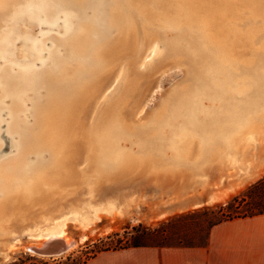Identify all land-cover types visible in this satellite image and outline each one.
Listing matches in <instances>:
<instances>
[{
  "label": "bare ground",
  "instance_id": "obj_1",
  "mask_svg": "<svg viewBox=\"0 0 264 264\" xmlns=\"http://www.w3.org/2000/svg\"><path fill=\"white\" fill-rule=\"evenodd\" d=\"M8 3L22 5L20 8L16 4V10L12 4L10 10H5ZM239 11L252 18L244 20ZM40 12L51 28L59 29V23L62 27L57 36H50L53 48L43 68L11 86L16 95L9 108L13 117L10 130L20 136V152L6 157L0 165V233L15 205L82 176L76 167L75 147L79 143L77 134L88 130L85 115L91 119L89 129L96 132L95 148L100 150L92 156L90 171L101 176L160 160L166 164L180 158L187 161L196 154L207 157L220 152L233 164L240 163L245 154L240 148L255 144L259 130L264 129V53L260 54L258 67L243 68L224 45L242 33L238 26L226 29L231 23L248 26L245 42L249 47L256 43L251 28L256 26L254 18H264V0H0V18L10 16L7 21L21 16L40 17ZM158 40L169 54L182 55L189 66L188 80L200 86L180 93L185 98L182 124L177 130L180 136L170 127L177 103H171L169 117L162 119L156 113L147 123H136L133 114L123 111L126 96L133 91L140 47L154 50ZM231 45L235 49V43ZM126 53L135 58L120 70L119 75L126 78L119 87L121 95L105 96L101 115H96L98 105L96 112L89 113L86 107L95 106L93 99L113 77L111 70ZM208 66L213 69L208 70ZM241 69L249 76L242 77ZM244 96L246 101L242 100ZM113 97L114 101H109ZM207 99L221 103L208 107ZM31 112L36 116L28 125L26 115ZM165 126H169V134H165ZM34 146L38 149L36 160L27 163L29 155L25 151ZM169 150L174 152L172 158L167 157ZM258 171L260 167L252 175ZM216 194L210 201L224 199L229 193ZM65 210L47 213L24 230L8 232L12 234V240H7L11 251L64 256L88 239L86 234L79 239L68 234V222L87 229L100 213H112L114 205L104 208L95 203ZM49 247L55 252L47 251Z\"/></svg>",
  "mask_w": 264,
  "mask_h": 264
},
{
  "label": "rangeland",
  "instance_id": "obj_2",
  "mask_svg": "<svg viewBox=\"0 0 264 264\" xmlns=\"http://www.w3.org/2000/svg\"><path fill=\"white\" fill-rule=\"evenodd\" d=\"M22 2L27 3V1ZM16 4L18 6L22 5L8 3L9 7L5 5L6 8L4 9L8 8L10 10V7L15 9L14 7L17 8ZM19 7L21 8V6ZM60 13L63 14L62 12ZM61 14L59 18H64ZM239 14L244 20L252 18V15L247 12L239 11ZM228 15H230L229 12ZM7 17L9 18L10 16ZM259 17L254 18L256 19V26L251 28L256 42L252 47H249L247 42H245L247 29L249 30L248 26L243 24L235 25L234 23L225 26L226 29L238 26L237 28L242 32L238 37H231L232 39L226 40L224 45L228 51L231 50L234 53L237 60L242 63L243 66L241 67L243 68L258 67L261 64L262 56L260 54L264 53V18ZM8 18L6 19L8 20ZM41 18L44 17L42 16ZM0 19V41L4 38V33L10 35L8 39L9 46L6 51L7 55L0 56V69L8 65H12L14 69L20 67L43 68V63L48 57V51L53 48L50 36L58 35V30L62 27V23H59V29H56L51 28L50 22H44L42 19L34 22H28L25 19L17 24V30L10 33L9 27L10 24H13V19L11 18L12 21H10L11 19L9 21L5 18ZM5 21L10 23L9 27ZM165 30L167 32L171 31L167 28ZM34 41H41L43 44L36 46V53H34L35 51L27 53L32 47L30 42ZM158 41L154 50H146L145 47L141 46L139 55L136 58L131 53L124 54L111 70L113 77L96 96L95 100L93 99L95 106L90 105L86 107V110L93 114L96 112L98 105L96 115L99 116L101 115L102 110L100 109L104 104L105 96L115 95L117 97L121 95L122 91H119V87H121L126 78H122L119 75L120 70L135 58L137 75L133 78V91L126 96L127 102L123 105V111L127 114H133L134 122L147 123L156 117V113L160 114L162 119H166L170 115L169 112H171V109L169 110L171 103H177V108L175 107L173 115L174 119L171 121L170 127L177 132V136H180V132H178L180 128L178 127L182 124V106L184 105L183 99H185L181 97L180 93L187 91V89L189 91L192 89L197 90L200 86L195 84L196 82L188 80L189 66L182 55L169 54L161 45L162 41ZM232 43H235V49L232 48ZM252 51H254V54L249 55ZM255 52L257 55H255ZM208 67V70L213 69L212 66ZM241 70L245 74H242V77L249 76L246 71ZM245 89L244 92H247ZM172 96L177 98L171 100ZM115 97L109 101H114ZM10 100L9 96L5 97V95L0 93V165L4 164L3 160L6 157L15 155L19 151L17 150V143L20 140V136L10 130L11 112L8 109L11 104ZM242 100L246 101L245 96ZM206 103L208 107H218L221 102L207 99ZM27 107H31V105ZM34 115L36 116L33 112L26 115L28 125L33 124ZM84 123L87 125L88 130L77 134L79 143L75 147L76 167L77 169L80 168L82 176L78 180L71 181L65 185L55 186L49 192L40 193L33 200H24L14 206L9 218L2 224L4 230L0 233V264L83 263L105 248L122 245L126 231H133L135 226L142 225L146 228H157L176 215L192 212L200 207L224 203L264 177V162L260 163L261 157L264 156V129L259 130L260 133L255 140V144L250 147L244 145L240 148V151L245 152L244 159L240 163L235 162L233 164L219 152V154L211 153V155H208L210 158L196 154L187 161H183L180 158L175 161L176 163L166 164L165 160H160L158 163L145 164V166H129L123 171L111 175H93L90 171V167L93 164L92 156L99 154L100 150L95 148L97 135L96 132H91L89 129L91 119L88 115H85ZM168 127H164L165 134H169L170 129H166ZM37 150L34 146V149L30 148L25 151L29 155L27 163L35 162L36 156L34 154ZM166 154L168 158H172L174 152L169 150L166 151ZM46 158H48V155ZM192 160L193 162H191ZM247 166L249 168L259 166L260 171L255 173V175H249L251 180L236 184L235 180L241 174L248 172L249 168ZM224 191L229 192L224 199L210 201L211 197H209L207 203L202 206L199 205V207H190L183 211L173 212L182 202L204 198L209 192L222 193ZM95 203L104 208L109 204H113L114 211L110 214L106 212L100 213L97 221L87 229H84L86 231L81 230L83 228L76 223L68 222L66 232L72 237L79 239L82 234L88 236L85 242L79 243L70 253L64 256L42 257L24 249L16 252L11 251L8 241L12 240V234L8 232L24 230L32 222L42 219L47 213L66 211L65 209L70 208V206L95 205ZM163 212L164 215H162ZM116 233L118 234L117 236L115 235ZM118 240L121 241L118 242Z\"/></svg>",
  "mask_w": 264,
  "mask_h": 264
},
{
  "label": "crops",
  "instance_id": "obj_3",
  "mask_svg": "<svg viewBox=\"0 0 264 264\" xmlns=\"http://www.w3.org/2000/svg\"><path fill=\"white\" fill-rule=\"evenodd\" d=\"M263 162L264 156L260 163ZM257 167L259 166L241 174L235 183L251 180L249 174L252 175ZM212 193L214 192H209L204 198L182 202L173 212L202 206ZM215 193L216 197L221 195L220 192ZM57 264H264V215L238 218L215 225L205 247L146 246L109 249L95 254L83 263Z\"/></svg>",
  "mask_w": 264,
  "mask_h": 264
},
{
  "label": "trees",
  "instance_id": "obj_4",
  "mask_svg": "<svg viewBox=\"0 0 264 264\" xmlns=\"http://www.w3.org/2000/svg\"><path fill=\"white\" fill-rule=\"evenodd\" d=\"M259 215H264V177L224 203L176 215L157 228L135 226L133 231H126L122 245L103 250L146 246L205 247L215 225Z\"/></svg>",
  "mask_w": 264,
  "mask_h": 264
},
{
  "label": "flooded vegetation",
  "instance_id": "obj_5",
  "mask_svg": "<svg viewBox=\"0 0 264 264\" xmlns=\"http://www.w3.org/2000/svg\"><path fill=\"white\" fill-rule=\"evenodd\" d=\"M40 4H37V7H39ZM33 7V5H32ZM40 17L36 15V17L30 18V17H24L21 16L19 18H14L13 19V24L11 25L9 31L10 33H12L13 31L17 30V24L19 22H23L25 19H27L28 22H34V21H39L40 19H42L44 22H46L45 18H41L43 15L40 12ZM9 34L4 33V38L0 41V56L4 55L6 56L7 53V49H8V39H9ZM31 44V48L27 51V53H31L33 51H35L34 53H36V46L37 45H41L43 44L41 41L37 42H30ZM38 55H40V53H38ZM47 60V59H46ZM45 63V62H44ZM43 63V64H44ZM36 70L35 68H28V67H20V68H16L14 69V67L12 65H8L3 67L2 69H0V93H2L3 95H5V97L9 96L10 97V106L8 107V109L11 107V105L13 104V96L16 95L15 92L13 91V89H11V86L18 81H25L26 77L28 74H30V72ZM11 89V90H10ZM18 92V90H17ZM10 110V109H9ZM11 112V111H10ZM13 120L12 117V113H11V121Z\"/></svg>",
  "mask_w": 264,
  "mask_h": 264
},
{
  "label": "water",
  "instance_id": "obj_6",
  "mask_svg": "<svg viewBox=\"0 0 264 264\" xmlns=\"http://www.w3.org/2000/svg\"><path fill=\"white\" fill-rule=\"evenodd\" d=\"M55 244H56V243H55ZM46 250H47V251H53V252H55V250H54V249H51L50 247H49V249L46 248Z\"/></svg>",
  "mask_w": 264,
  "mask_h": 264
}]
</instances>
